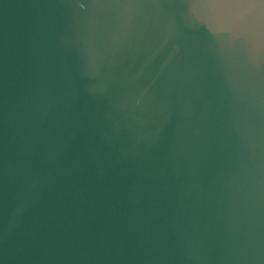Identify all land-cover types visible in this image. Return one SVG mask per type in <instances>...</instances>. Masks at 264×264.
I'll return each instance as SVG.
<instances>
[{
    "label": "water",
    "instance_id": "95a60500",
    "mask_svg": "<svg viewBox=\"0 0 264 264\" xmlns=\"http://www.w3.org/2000/svg\"><path fill=\"white\" fill-rule=\"evenodd\" d=\"M0 264H264V0H0Z\"/></svg>",
    "mask_w": 264,
    "mask_h": 264
}]
</instances>
